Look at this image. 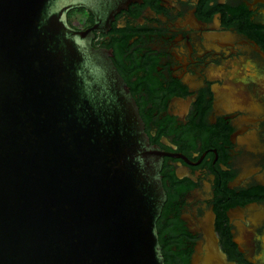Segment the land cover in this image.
Segmentation results:
<instances>
[{
  "label": "water",
  "instance_id": "obj_1",
  "mask_svg": "<svg viewBox=\"0 0 264 264\" xmlns=\"http://www.w3.org/2000/svg\"><path fill=\"white\" fill-rule=\"evenodd\" d=\"M129 1L0 0V264H163L161 158L92 45Z\"/></svg>",
  "mask_w": 264,
  "mask_h": 264
},
{
  "label": "flooded vegetation",
  "instance_id": "obj_2",
  "mask_svg": "<svg viewBox=\"0 0 264 264\" xmlns=\"http://www.w3.org/2000/svg\"><path fill=\"white\" fill-rule=\"evenodd\" d=\"M107 9L92 45L109 54L161 158L163 264H264V0ZM68 19L96 25L84 8Z\"/></svg>",
  "mask_w": 264,
  "mask_h": 264
},
{
  "label": "rangeland",
  "instance_id": "obj_3",
  "mask_svg": "<svg viewBox=\"0 0 264 264\" xmlns=\"http://www.w3.org/2000/svg\"><path fill=\"white\" fill-rule=\"evenodd\" d=\"M71 11H72V10H71ZM69 12H70V11H69ZM68 15H69V13H68ZM77 15H78V14L74 12V13L72 14V19L74 18L75 23H76V24H79L78 22H76L77 20L75 19V17H76ZM238 87L241 89L242 86L238 85ZM250 93H251V91H250ZM256 98H257V97H256ZM257 99H258V98H257ZM258 100H259V99H258ZM260 102L262 103V106H261L262 112H261L259 115H260L262 118H264V101H263V102L260 101ZM257 122H261L260 124L263 125V127H264V119H261V120L259 119ZM257 122H256V123H257ZM258 124H259V123H258Z\"/></svg>",
  "mask_w": 264,
  "mask_h": 264
}]
</instances>
